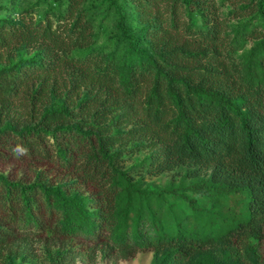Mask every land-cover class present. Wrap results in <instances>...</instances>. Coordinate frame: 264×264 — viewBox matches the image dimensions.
Returning <instances> with one entry per match:
<instances>
[{
    "label": "trees",
    "instance_id": "trees-1",
    "mask_svg": "<svg viewBox=\"0 0 264 264\" xmlns=\"http://www.w3.org/2000/svg\"><path fill=\"white\" fill-rule=\"evenodd\" d=\"M105 2L124 42L108 52L95 48L86 0H64V10L52 7L39 18L29 12L0 18V62L34 50L33 58L0 68V149H7L0 160L43 167L27 183L0 173V246L27 225L47 226L57 236L102 229L108 239L161 249V264L195 254V264H220L204 250L206 239L181 222L173 230L154 224L149 237L143 235L131 195L141 193L120 163L136 142L154 150L152 175L191 168L200 179L188 189L221 203L207 210L186 198L193 213L207 215L208 233L225 247L251 239L258 260L264 244V79L258 71L264 69V0ZM226 2L236 8L233 17L243 19V35L257 40L248 68L233 54L221 13ZM82 184L89 195L78 190Z\"/></svg>",
    "mask_w": 264,
    "mask_h": 264
},
{
    "label": "rangeland",
    "instance_id": "rangeland-1",
    "mask_svg": "<svg viewBox=\"0 0 264 264\" xmlns=\"http://www.w3.org/2000/svg\"><path fill=\"white\" fill-rule=\"evenodd\" d=\"M218 3L222 0H217ZM64 0H0V18L17 19L21 13L29 12L39 18L44 11L57 7L64 10ZM129 18L126 25L132 27L134 20L130 5ZM237 7V6H236ZM85 13L96 33V50L112 51L123 45V39L118 38L116 26L117 16L107 7L105 0H86ZM235 7L230 2L221 4V13L228 19L227 34L233 43L235 58L248 68L250 65L249 53L257 44V40L249 39L243 35L246 27L243 19L234 18ZM245 19V17H243ZM5 56V55H4ZM34 50H20L15 52L10 60L0 62V68L9 66L19 59H30ZM11 57V56H10ZM264 79V69L258 67ZM7 154V149H0ZM154 150L149 147L136 146V142L129 144L123 153L120 162L122 169L127 171L129 181L137 191L131 193L133 209H140L144 223L143 235H150L149 227L159 225L163 230H173L178 222L185 229L198 232L199 236L206 239L203 243L205 251L214 252L220 264H264V244L258 248V257L255 259L249 248L250 241L225 247L222 240L216 235L209 234L207 230L208 218L205 213L194 214L186 198H195L199 208L213 210L221 207V203L212 198L191 192L188 187L199 177L189 174L186 166H180L172 171L159 175L148 172ZM43 167H29L26 164L0 160V173L6 174L11 180L32 182L36 178L37 170ZM51 173V172H50ZM48 173L47 177L54 181ZM201 177V176H200ZM84 195H89L90 190L85 184L78 187ZM138 192V193H139ZM71 194L80 197L81 194L73 191ZM124 204L119 202L118 208ZM87 209H91L86 205ZM19 227V226H18ZM104 230H98L96 235L81 232L71 236H57L52 234L45 226L38 231L33 226L27 225L17 230L4 246H0V264H161V249L155 248L148 242H137L131 238L117 240L107 238ZM131 237V236H130ZM152 239V238H151ZM203 250V251H204ZM198 254L192 258L180 259L176 263L170 259L165 264H195L192 259H197Z\"/></svg>",
    "mask_w": 264,
    "mask_h": 264
}]
</instances>
